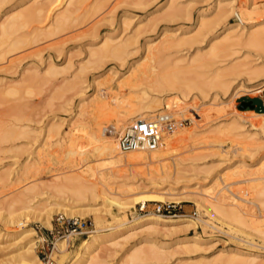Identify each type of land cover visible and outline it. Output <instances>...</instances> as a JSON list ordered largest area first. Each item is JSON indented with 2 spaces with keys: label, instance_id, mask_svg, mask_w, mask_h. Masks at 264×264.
Instances as JSON below:
<instances>
[{
  "label": "rangeland",
  "instance_id": "obj_1",
  "mask_svg": "<svg viewBox=\"0 0 264 264\" xmlns=\"http://www.w3.org/2000/svg\"><path fill=\"white\" fill-rule=\"evenodd\" d=\"M75 2L6 0L0 5V24L19 8L30 10L41 4L45 12L21 32L31 38L34 34L37 42L6 55V44L0 48V122L5 127L16 125L27 135L15 142H0V150L4 149L0 176L9 178L8 186L0 184V264H37L27 249L45 236L49 229L45 220L59 215L89 223L87 234L70 241L68 260L97 228L115 227L97 233L104 236L123 228L118 224L131 218L150 215L179 220L153 226L149 232L143 228L119 231L114 235H118L113 241L116 247L103 242L96 249L98 264H132V247L142 240L163 247L159 250L163 260L155 264L223 263L222 259L244 247V226L209 215L199 197L214 204L216 196L225 195L219 200L227 213L239 206L252 220L264 216V196L249 190L264 187V129L257 130L258 122L249 125L251 118L263 117L253 112L263 110L257 100L261 90H239V85L246 84L247 70L264 68V52L245 44L250 32L264 31V0H174L171 6L168 0ZM63 12L73 13L74 22L57 34H44ZM219 13L225 14L219 17ZM209 21L214 23L210 28L201 24ZM227 33H231L229 40ZM185 39L191 44H177ZM101 40L113 45L127 40L129 47L120 59L107 56L95 63L88 51L100 48ZM213 50L217 56L210 58ZM148 65V81L160 76L176 84L154 91L153 83L146 82L127 90L137 71L143 68L144 72ZM50 66L58 71L55 76L47 74ZM175 67L180 71L177 76ZM259 78L251 84L264 87V77ZM9 88L17 93L7 94ZM110 89L122 94L123 110L135 104L148 106L149 119L169 113L175 120H185L174 133L188 131L190 136L167 150L115 152L117 139L106 134L111 127L106 126L107 136L101 133L106 122L120 119L115 122L120 123L123 117L117 112L120 107L109 105L111 112H101L100 94L103 90L112 94ZM242 101L250 102L253 110L240 109ZM80 127L83 131L78 132ZM94 149L96 154L88 155ZM214 177L219 179L212 183ZM79 178L94 183L96 189L102 185V192L99 189L95 198L77 200L73 193L85 187ZM30 187L35 190L27 192ZM18 198L27 204L15 203ZM138 198L151 201L144 204L143 212H138L142 207ZM155 203L170 204L173 210L157 215L152 211ZM51 259L52 264H67L60 263L55 253Z\"/></svg>",
  "mask_w": 264,
  "mask_h": 264
},
{
  "label": "bare ground",
  "instance_id": "obj_2",
  "mask_svg": "<svg viewBox=\"0 0 264 264\" xmlns=\"http://www.w3.org/2000/svg\"><path fill=\"white\" fill-rule=\"evenodd\" d=\"M5 1L6 0H0V5L3 4V3H5ZM78 1L79 0H76V2H78ZM168 3L171 6V5L174 4V0H168ZM72 4L73 3L71 2L68 5H71L72 6ZM216 7L219 8L220 5L217 4ZM43 12H44V9H43L42 5L41 4H36L35 6L31 7L30 10H29L28 7L26 9L25 8L24 9L23 8H19V10L15 11V12L9 13L4 18V21L0 24V48H2V46H5V44H6L7 47H5V48L7 50L4 48L6 50L5 53H4L5 55L6 54H10L11 51L13 53V51H15L16 49L18 50L19 48H23L24 45H28L30 42H32V43L34 42V40L36 39V37H35L34 34L32 35V37L34 36V38H31L30 37L31 35L28 36L27 34L26 35L25 34H21V32H22V30L24 31V29L27 28L29 24H31L30 21H32V22H37L38 20L40 21L42 19L41 17L42 16H45V15H43ZM72 14L73 13H69V12H66V13L63 12V14H61V15H58L57 14L58 16L56 15L54 17V19H53V23H52V26L53 27L52 28L50 27L52 30L50 29L51 31L50 32L48 31L49 32L48 34L47 33H44V34L50 36V35L57 34L58 32H61L65 27H68L71 23L74 22V18H73V15ZM219 14H220L219 17H222L225 13H219ZM201 24L203 26L207 27V28H210L214 23H212V21H209V22H205V23H201ZM225 31H226V29L223 30V33ZM40 33L41 32H39V34ZM27 36L29 38H31L32 40L31 39H28ZM37 37H38V35H37ZM170 39H173V38L172 37H169V40ZM225 39H227V40L231 39V33H227V35L225 36ZM36 40H35V42H37ZM187 40L185 39V41L184 40L179 41V43H177V44H181L180 42H183V43H186V44L188 42L189 44H191L189 42V40L188 41ZM101 42H102V46L100 48H98V49H91V50L88 51L89 58H92V61L95 62V63L101 62L107 56H111L113 58L120 59L121 56L126 52V50H127L126 48L129 45L128 42H127V40H125L124 42H118V43H116L114 45L111 42L106 41V40H103V41L101 40ZM245 42H246L245 44L248 47H254V48L260 49V50H262L264 52V31H259V32L252 31V32H250ZM32 43H30V44H32ZM167 45L169 47L170 46H173V44H169V43ZM175 46H177V45H175ZM164 47H165V44L163 45L162 48H164ZM158 48L160 49V47H158ZM168 48H166V49H168ZM151 50H152V48H148L147 53H151ZM214 50H217V49H214ZM214 50H213V53H212V51L210 52V54H211L210 55V58L211 57L214 58V57L217 56L216 53L218 51H216V53H215ZM156 51H157V49H156ZM164 52H165V50H164ZM5 55H3V56H5ZM1 60H3L2 54H0V61ZM200 63H201V61H200ZM138 64H140V63H138ZM138 64H137V66H138ZM176 64L179 65L178 63H176ZM138 67H140V66H138ZM134 69H137V68H134ZM141 69L143 70V68H140V70L137 71V76L138 77H136L135 80L132 83H130L128 86H126V89L127 90H133L135 88H138L139 86H141L142 84H144L146 82L149 85H150V83L151 84L153 83L152 85H150V87L152 89H154V91H164V90H166L165 89L166 87H168V89H169L170 88L169 86H173V84H176V83H174V80L173 81H170L167 77H161L160 78L159 74H158L159 78H156V80L150 82V81H148L149 79L147 77L145 78V75L148 74V72L149 73L151 72L150 70H148V69H150L149 68V65L147 66V68H146V70L144 72ZM151 69H153V68H151ZM255 69L256 70H254V71H252L250 69L247 70L246 77H245V80H244V82L246 84L245 85L244 84L239 85V90L240 91H244L245 93H250V92L251 93H254V92H258L259 90L262 91L264 89V87H259L257 85L251 84V82L254 79H255V81H257L256 80L257 78L260 79L259 76L264 77V68H260V69L255 68ZM175 70H176V67H175ZM187 70H191V69H187ZM130 71H132V70H130ZM177 71L178 70L173 71L175 73V75H176ZM181 71H182V69H181ZM192 71H193V69H192ZM133 72H134V70H133ZM179 72L180 71H178V73ZM57 73H58V71L55 68H53L52 66L48 67L47 74L49 76H55ZM180 74H179V76H180ZM170 77H172V76H170ZM173 77H175V76H173ZM32 80H33V78H32ZM21 84H23V83H21ZM72 84H74V83L72 82ZM119 86H121V85H119ZM156 86L158 87V89L155 90ZM10 88L8 90L5 89L7 94L14 95V94L17 93L16 90L10 89ZM159 88H162V89H159ZM111 90L113 91L112 94H108L109 92H107L105 90H103L102 93L100 92L101 93L100 96L103 97V101L99 105L100 108H101V110H102L101 112H104V113L105 112L108 113L109 111L111 112L110 109H107L109 105L114 106V107H120V109L117 110V112L118 113L120 112L121 115H123V117L122 118L120 117L122 119V121H120V123L119 122L118 123H115L116 121H119L120 119L115 120V122H113V121H108L106 123L104 122L105 124L101 128V133L103 135H105V136H107L106 134H108L110 136H107V137L112 138V139L115 140L114 137H116V139H117V136L119 135V133L124 129V128H121V127L125 126L126 124L134 123L137 120H148L150 118L149 117L150 116V112H149V109L150 108L148 106H143V105H138V104L136 105L135 104V105H132V106L130 105L131 108H129L127 110H123L121 107H123V106L126 105L125 104V99H123L122 94L118 90L116 91V90L110 89V91ZM80 91H82V89ZM143 95L146 96L145 93H143ZM145 99H146V97H145ZM19 101H21V100L19 99L18 102ZM92 103H95V102H92ZM95 112H94V114H95ZM101 112L99 111V113H101ZM96 114H97V112H96ZM96 114H95V116H96ZM164 114H166V113H164ZM167 114H169V113H167ZM262 115H263V117H259L257 115L258 117L251 118V120L249 122V125L250 126H253L252 124L254 122H258L257 123V127H258L257 130H260V131L263 130L264 129V113ZM16 116H18V115H16ZM99 116L102 117L103 115L102 116L99 115ZM104 117H103V120H104ZM110 117H111V115H110ZM17 118L18 117H16V120H17ZM28 118H27V120H29ZM91 120H95V119H92L91 118ZM17 123H18V121H17ZM5 125H6L5 122H0V142L6 143V142H9V140L15 142L18 139L20 140V138L23 135L27 136L25 134V132L22 131L24 129L21 130L20 127H17L16 125H14V127L13 126L5 127ZM8 125H9V123H8ZM107 125H109L111 127V131L109 133H106V131H107V127L106 126ZM82 128H83V126H82ZM82 128L80 127V129L78 130V132L81 131ZM254 130H255V128H254ZM176 131H175V133L173 131V133L170 132V134H168V133L163 134L162 141H161L159 147L157 149L153 150V151L156 152V151L163 150V149L164 150L165 149L167 150V149L173 148L172 147L173 146L172 144H174V146H175V143L180 142V141H182L184 139L186 140V136L187 137L190 136L188 131H180V130H178L179 132L177 131V133H176ZM22 138H24V136ZM115 142L117 143V146H118V141L115 140ZM115 148H112V149L115 150V152H121L123 154L131 153V152H122V151L119 150L118 147L116 149ZM3 150H0V152H2ZM95 154H96V149L92 150L91 151V154H88V155H91L92 156V155H95ZM262 162H263L262 164L264 165V161H262ZM33 166H34V164L32 165V167ZM24 167L25 166H23L22 169ZM29 167H30V164H29ZM230 167H232V166H230ZM29 170H30V168H29ZM23 171H25V169ZM26 171H27V169H26ZM34 172H36V171H34ZM7 176L8 175H6V174H4V176L3 175L0 176V184L2 186H8L9 178ZM80 178H79L80 184L85 185V187H84V189H80V190L76 191L75 193H73V194H75V197L77 198V200L85 199L87 196H89L90 198H95L97 196V193H99V191L101 190L102 185L99 188L100 189L99 190V189H96V185H94V183H92V184L87 183V181H84L85 180L84 178L82 179L84 181L83 182V181L80 180ZM218 179H219V177L216 178V179L214 177L211 182L212 183L217 182ZM17 180H18V177L15 179V181H17ZM262 183H264V182H262ZM98 184H101V183H98ZM255 187H257V185ZM33 188L34 187H32V189H31V187L29 189L27 188L26 191L27 192H29V191L31 192V191L35 190ZM249 190H251L250 193L252 192V194H255L257 196H264V187H259V188L252 187ZM101 192H102V190H101ZM193 193H197V192L193 191ZM203 193H201L203 196H205L207 194V192H206V194H203ZM185 194H187V193H185ZM223 196H225V195L216 196L215 197V200H214L215 201L214 204H210L204 198H202V199L205 200V201L201 200V197H199L200 198L199 201H201V203H203L205 205L206 211L209 213V215L213 216L214 218H219V219L225 218V219H227L229 221H232L234 219V220L237 221V223L243 225L244 226V229H245V231H243V232H245L244 233V235H245L244 237L245 238L242 239V241H244L245 243L243 244L244 247L243 246L241 247L242 249L235 250L233 252V254L230 255L227 259H222V260H225V261H223V263H220V264H264V224H263L264 223V216H262V217L259 216L258 217L259 219H258L257 218L258 215H256L255 216V219L252 220L248 216L246 217V214H243V211L244 210L243 209L241 210V208H239L238 205H237L238 208H236V206L235 207L233 206V208H231L230 211L228 210L229 212L227 213V211H225L224 208H222V203L219 200ZM114 199L116 200V198H114ZM138 199H141L140 201L139 200H137V201H139L138 203L141 204L142 206H144V204L146 202H151V201H148L146 198L145 199L144 198H138ZM159 199H161V198H159ZM26 201L27 200L22 201L20 198H18L14 202L15 203H21V204H25V203L27 204ZM197 201H198V197H197ZM121 204H122V202L120 203V205ZM250 205L255 206L254 204H250ZM119 208L121 210H123V207H119ZM256 209H257V207H256ZM70 215H73V214H70ZM178 220H179V218H176V219H172V218H162L160 216H150V215L142 216V217H134V218H131L129 221H126V222H123L121 224H118V226H120V227L123 226V228L118 229V230H115L114 232H111L108 235L102 236V235L97 234V233L101 232L102 230L110 231V230H112V229L115 228L114 226L107 227V228H97L95 230V235L88 236L89 238L88 239H85L86 241L82 240L80 242V244L76 248V251H74L73 258H71V260L70 259L68 260V255H69V252H70L68 250V248L71 245L66 246L65 242H60V241L57 242L55 244V251L52 252V255L54 253L57 254V257L59 258V262L60 263H67V264H98L100 260H99L98 256H96V252H97L96 249H98L99 246L103 242L107 243V246L116 247L117 246V243H115L113 241L118 237V235L117 236H114V235H116L119 231L143 228V230L149 232V231H152L151 229L153 228V226H157V225H162V226L171 225L173 223H176ZM44 225L46 227H49L50 226V222L47 221V220H45ZM35 247H36V245L30 246L27 249V251H30L31 252V255L33 256V258L35 259L36 263L38 264L39 263V260L35 256V251H34ZM160 248L163 249V247H160V246L158 247V245L155 244V242H147L145 240H142V241L138 242L135 246L132 247V252L129 255V261L132 264H155L156 262H159V261H162L163 260V256L159 252ZM52 255H51V257H52Z\"/></svg>",
  "mask_w": 264,
  "mask_h": 264
},
{
  "label": "built area",
  "instance_id": "obj_3",
  "mask_svg": "<svg viewBox=\"0 0 264 264\" xmlns=\"http://www.w3.org/2000/svg\"><path fill=\"white\" fill-rule=\"evenodd\" d=\"M264 108V97L261 99ZM185 120H175L170 114H162L148 120H137L126 126L117 136L118 148L122 152L141 151L148 152L157 149L162 141L163 134L170 133L183 127ZM173 206L170 204L155 203L152 211L157 215H169ZM144 206L138 207V212H143ZM174 216V215H173ZM89 223L82 218H67L55 216L50 219L49 229L45 236H41V242L37 243L36 256L41 264H52L50 255L55 251V244L65 242L66 246L74 241L75 236H83L88 233Z\"/></svg>",
  "mask_w": 264,
  "mask_h": 264
},
{
  "label": "crops",
  "instance_id": "obj_4",
  "mask_svg": "<svg viewBox=\"0 0 264 264\" xmlns=\"http://www.w3.org/2000/svg\"><path fill=\"white\" fill-rule=\"evenodd\" d=\"M264 97V89L260 92V96L258 97V99L257 100H260L261 101V99ZM262 107V106H261ZM263 108V107H262ZM252 110H253V108H252ZM253 112H256V113H259V114H263L264 113V108H263V110H253Z\"/></svg>",
  "mask_w": 264,
  "mask_h": 264
},
{
  "label": "water",
  "instance_id": "obj_5",
  "mask_svg": "<svg viewBox=\"0 0 264 264\" xmlns=\"http://www.w3.org/2000/svg\"><path fill=\"white\" fill-rule=\"evenodd\" d=\"M244 107H249V108H253L252 106H251V103L250 102H241V104H240V109H243Z\"/></svg>",
  "mask_w": 264,
  "mask_h": 264
}]
</instances>
